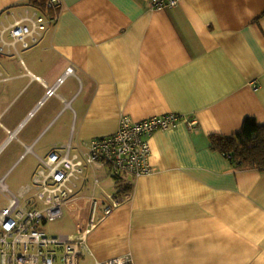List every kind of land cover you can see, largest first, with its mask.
<instances>
[{
	"label": "crops",
	"instance_id": "0c3cea01",
	"mask_svg": "<svg viewBox=\"0 0 264 264\" xmlns=\"http://www.w3.org/2000/svg\"><path fill=\"white\" fill-rule=\"evenodd\" d=\"M27 4L0 0V30L3 11ZM16 48L0 43V211L5 194L31 195L51 150L86 149L117 131L124 114L175 113L177 126L149 138L153 172L82 175L64 206L81 226L91 196L123 199L88 235L78 264L121 255L130 264H264V169L236 168L211 146L212 134L238 132L248 116L264 124V0H181L166 9L151 0H63L39 42Z\"/></svg>",
	"mask_w": 264,
	"mask_h": 264
},
{
	"label": "built area",
	"instance_id": "2783aa9c",
	"mask_svg": "<svg viewBox=\"0 0 264 264\" xmlns=\"http://www.w3.org/2000/svg\"><path fill=\"white\" fill-rule=\"evenodd\" d=\"M181 0H151L157 9L175 7ZM63 0H45V9L27 4L21 9L3 11L5 21L0 30L2 48H16L18 41L27 49L37 44L48 28L54 24L57 15L45 11L60 9ZM9 32L11 40L5 38ZM73 67L67 73L73 72ZM63 80L61 77L59 83ZM55 88L48 90L53 93ZM180 115L166 113L143 119H135L129 114L120 118L117 131L95 137L86 143V149L74 150L67 145L59 150H51L44 167L34 176L29 197L2 189L7 195L8 205L0 211V264H78L79 257L87 252V237L98 223L110 215L121 203L117 193H107L103 197L91 196V212L87 222L80 226L75 235L48 234L42 223L59 219L64 206L79 190V180L87 168L105 169L117 180L125 174L140 176L154 171L150 163L151 145L149 138L158 129L175 127ZM194 119L189 125H194ZM10 136L14 131H8ZM48 167V168H45ZM99 185V178L94 180ZM124 197V196H123ZM128 197V195H127ZM25 199L24 203L21 202ZM131 255L116 256L97 264H130Z\"/></svg>",
	"mask_w": 264,
	"mask_h": 264
},
{
	"label": "trees",
	"instance_id": "16d2710c",
	"mask_svg": "<svg viewBox=\"0 0 264 264\" xmlns=\"http://www.w3.org/2000/svg\"><path fill=\"white\" fill-rule=\"evenodd\" d=\"M45 9V0H29V4ZM59 9L45 11L57 15ZM211 146L228 157L239 169H264V124L255 117L245 118L240 131L232 134L214 133L211 135ZM119 191L129 189L121 185Z\"/></svg>",
	"mask_w": 264,
	"mask_h": 264
},
{
	"label": "rangeland",
	"instance_id": "374dc122",
	"mask_svg": "<svg viewBox=\"0 0 264 264\" xmlns=\"http://www.w3.org/2000/svg\"><path fill=\"white\" fill-rule=\"evenodd\" d=\"M7 37V35H6ZM105 172V171H104ZM103 171L99 173V177L106 179L104 181V185L115 192L117 191L116 181L114 178L106 175ZM2 198L0 197V203L2 202ZM77 220V221H76ZM76 221V222H75ZM82 219H78V214L76 213L75 219L73 217V214H71L69 208L66 206L64 209V215L61 216L59 219H56L54 221H49L47 223H42L41 227L50 235L54 234H65L70 233L75 230L76 227H80L82 224Z\"/></svg>",
	"mask_w": 264,
	"mask_h": 264
}]
</instances>
